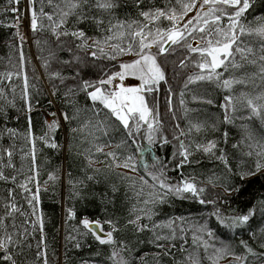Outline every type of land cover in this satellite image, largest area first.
<instances>
[{
  "label": "snow or ice",
  "instance_id": "snow-or-ice-1",
  "mask_svg": "<svg viewBox=\"0 0 264 264\" xmlns=\"http://www.w3.org/2000/svg\"><path fill=\"white\" fill-rule=\"evenodd\" d=\"M21 2L9 0L18 67L0 73V139L6 135L12 141L0 147V185L6 193L0 196V264H74L69 253L92 248L89 238L108 249L103 264H145L147 254L138 262L133 256L132 237L154 247L157 264L165 258L167 264H264V0H23V11ZM25 19L37 48L48 50L47 58L38 57L51 84L46 92L35 69L31 79L26 70L27 38L19 31ZM53 61L59 67L53 68ZM103 61L108 64L101 67ZM93 68L95 78L86 71ZM177 69L186 70L179 91L182 116L173 105L169 75L179 76ZM69 70L72 75L66 76ZM200 85L206 87H193ZM41 96L49 97L43 112L37 109ZM161 98L171 117V138ZM190 102L198 107L190 108ZM214 108L221 110L219 122L209 114ZM34 110L44 117L39 137L33 133ZM21 114L26 134L8 127ZM62 128L69 152L74 141L87 145L78 151L84 158L81 176L68 173L69 199H99L103 216L89 218L75 205L68 207L64 251L57 255L53 249L50 256L36 142L61 148L56 133ZM117 135L115 150L106 151ZM21 136L29 145L28 151L20 149L21 161L31 162L27 174L14 162ZM169 146L171 159L156 155L157 148ZM120 170L143 176L137 181ZM112 176L130 181L128 190ZM56 180L50 173L45 184ZM101 183L104 191L90 190ZM255 183L259 189L253 192ZM129 191L136 203L123 214ZM177 201L207 211L190 226L184 215L157 219ZM226 233L239 238L236 247L222 238ZM80 264L101 261L81 257Z\"/></svg>",
  "mask_w": 264,
  "mask_h": 264
},
{
  "label": "trees",
  "instance_id": "trees-1",
  "mask_svg": "<svg viewBox=\"0 0 264 264\" xmlns=\"http://www.w3.org/2000/svg\"><path fill=\"white\" fill-rule=\"evenodd\" d=\"M22 5L23 0L21 2V11H22ZM9 0H0V73H4L6 71H16L18 67V53H17V45L19 44V40L14 38V34L16 32V29L13 27H9V25L12 24L14 13H12L10 10ZM257 15H260L261 13L257 11ZM48 34H41L40 38L44 39L47 38ZM29 37L30 41L29 43L26 41V43L23 45V50L25 52V55L29 58L28 63L26 65V70L29 73L30 79L33 75V69H35V75L41 76V80L38 83V86L40 84L43 85V88L46 92L48 88L51 87V84L48 82L46 77L43 76L44 69L41 67V60L38 59L39 56L48 57V50L47 47H44L43 51H40L33 40V34L29 31ZM49 47H51L53 50H56L55 44L50 41ZM58 51V50H57ZM58 55L61 57V59H66L67 54L66 53H59ZM183 58V57H181ZM108 64V61H103L101 64V67L103 65ZM53 68L59 67V65L53 61L52 64ZM88 72V76L95 78V75L98 71V69L93 68L91 70H86ZM177 72L180 73L179 76L175 78H171V71L169 72L170 75V84L172 85L176 95L173 97V105L177 109L178 115L183 114V110L179 107V91L183 86V79L186 77V70H180L177 69ZM66 76H71L72 71H66L64 73ZM19 83V82H17ZM164 87H167L165 85ZM193 87H199L200 89H203L206 87L205 85L200 86H193ZM19 94V88H17V95ZM215 96V93H213ZM49 97L41 96V104L37 106V109L40 112H43L48 108V100ZM186 99L188 101H191V95L189 94ZM80 104H84V98L83 96L80 97L79 100ZM60 101H57V104H59ZM188 106L190 108H197L198 105L195 103H189ZM54 110V109H53ZM160 111L164 116L165 121V131L170 136L171 127H172V121L169 114H167L166 109L164 108V101L163 98L160 100ZM205 111H209L205 109ZM209 114L216 117L217 121L222 118L221 117V110L219 109H211L209 111ZM33 117V133L39 137L44 129L43 125V119L44 117L42 115L38 114L37 110H34L32 113ZM201 119L204 117L201 116ZM237 124L241 123L240 121L236 122ZM182 126H184L182 124ZM2 127V125H0ZM8 127H13L18 129V131L22 134H26L28 122L24 118L23 114H21V119L17 121L15 118H13L9 123ZM236 129L233 128V132H235ZM211 136L212 134L209 133ZM120 140V137L117 135L112 141L113 148L106 149V151L115 150V144L118 143ZM56 141L62 145L59 149H50L46 147L44 144H42L39 139H37L36 142V152H37V159H36V165L39 169V182L41 187V208L43 209V212L45 213V219H46V232L48 237V243H49V253L50 256L52 254L53 249L56 250L57 255L62 253L64 251L63 244H64V235L67 230H70L71 225L70 224H63V217L66 215V209L68 207H72L75 205L78 212L84 213L86 215H89V218H101L103 216L102 208L100 206L99 199L96 200H89V201H80V200H73L69 199V176L68 173H72L73 178H78L81 176V170L82 165L84 163L83 156L78 155V151H82L84 147H87V145H81L79 140L73 142V150L71 152L68 151L66 140H65V129L62 128L59 130L58 133H56ZM12 141L8 139V137L5 135L2 139H0V147H7L9 144H11ZM145 146L146 145V142ZM23 148L25 151H28L29 145L27 141L23 138V136L19 137L16 140V146L14 149V162L17 165V168H21V164H23L22 171L27 174L29 167L31 166L30 160L21 161V151L20 149ZM156 155L161 158H167L171 159L172 149L171 146L167 148H157L155 150ZM103 159V157H101ZM95 167L103 168V164H97ZM208 167L211 168L213 165L209 162ZM122 171V170H120ZM188 171H191V169H188ZM54 174L58 177V180L49 182L48 184H45V181L48 180L49 174ZM91 174V173H89ZM126 175H131L136 178L138 181L141 176H143V172H137V173H126ZM169 175H171L174 178H178V172H170ZM112 181L121 185L122 189L124 191L128 190V185L131 183L130 181H121L119 177L112 176ZM3 185H0V196L5 195ZM34 187V185H33ZM139 187V185H137ZM47 189L46 191L44 189ZM259 189V183H255L251 191H255ZM91 191L95 193H99L101 191L105 190L104 183H101L99 185H93L90 189ZM249 194H245V199H247ZM128 200L125 204V207L123 208V214L127 213V209L130 208L133 204L136 203L134 193L131 191L128 192ZM124 200L123 191L119 194L118 198V207L120 201ZM239 203V202H238ZM166 213L162 214L157 219H164L166 216H178V215H184L185 217L190 218V224L196 219L199 218V215L202 211H207V209H204L203 206L199 204H195L189 201L180 202L177 201L176 204L172 205L171 207L165 206ZM191 234H189L190 239ZM149 236H141L140 239L142 241H146ZM222 238L229 240L234 247L238 244V237H232L230 233H226L222 236ZM243 238H247L246 235H243ZM88 243L92 244V248H88L87 245L82 250H79L78 252H70L69 255L71 256L72 261L74 264H80L81 257L88 259L89 257L93 259H97L101 261V264H103V257L106 256L108 249L103 248L102 246H98L89 238ZM132 244L135 245L133 248V256L136 257L137 262L139 261L140 256L146 255L145 264H157L156 260L153 259V256L155 254V249L151 244H148L146 242H142L140 244H136V238L132 237ZM101 252L100 257H95L94 253L96 251ZM236 250L239 252L240 249L237 247ZM170 258H165V261L163 264H167V260ZM205 264H207V260H205ZM227 264V263H225Z\"/></svg>",
  "mask_w": 264,
  "mask_h": 264
},
{
  "label": "rangeland",
  "instance_id": "rangeland-1",
  "mask_svg": "<svg viewBox=\"0 0 264 264\" xmlns=\"http://www.w3.org/2000/svg\"><path fill=\"white\" fill-rule=\"evenodd\" d=\"M23 8H24V3H23V6H22V9H23ZM27 24H28V22H27L26 19L23 20L22 23H21V26H22V28L25 30V32H27V28H28ZM19 30H20V29H19ZM26 41L29 43V41H30V37H29V36H28V38H27ZM125 59H128V57H125ZM122 171H125V172H126V170H122ZM126 173L131 174L132 172H126ZM132 174H133V173H132ZM225 263H227V261H221V264H225Z\"/></svg>",
  "mask_w": 264,
  "mask_h": 264
},
{
  "label": "built area",
  "instance_id": "built-area-1",
  "mask_svg": "<svg viewBox=\"0 0 264 264\" xmlns=\"http://www.w3.org/2000/svg\"><path fill=\"white\" fill-rule=\"evenodd\" d=\"M19 31H20L21 35H24V36H26V38H28V36H29V29L28 28H27V32H25V30L22 28V26H20V30Z\"/></svg>",
  "mask_w": 264,
  "mask_h": 264
}]
</instances>
